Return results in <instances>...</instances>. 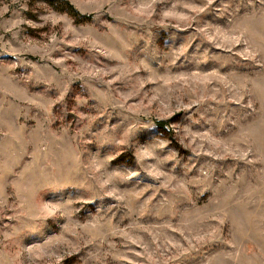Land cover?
I'll list each match as a JSON object with an SVG mask.
<instances>
[{
	"label": "rangeland",
	"instance_id": "1",
	"mask_svg": "<svg viewBox=\"0 0 264 264\" xmlns=\"http://www.w3.org/2000/svg\"><path fill=\"white\" fill-rule=\"evenodd\" d=\"M0 264H264V0H0Z\"/></svg>",
	"mask_w": 264,
	"mask_h": 264
},
{
	"label": "trees",
	"instance_id": "2",
	"mask_svg": "<svg viewBox=\"0 0 264 264\" xmlns=\"http://www.w3.org/2000/svg\"><path fill=\"white\" fill-rule=\"evenodd\" d=\"M71 8H72V6H71ZM89 16H90V15H88V16H87V15H83L82 18H84V17H85V18H89Z\"/></svg>",
	"mask_w": 264,
	"mask_h": 264
}]
</instances>
